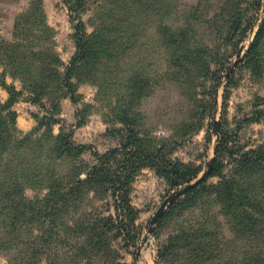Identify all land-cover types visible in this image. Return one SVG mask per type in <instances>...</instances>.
Listing matches in <instances>:
<instances>
[{
	"label": "rangeland",
	"instance_id": "374dc122",
	"mask_svg": "<svg viewBox=\"0 0 264 264\" xmlns=\"http://www.w3.org/2000/svg\"><path fill=\"white\" fill-rule=\"evenodd\" d=\"M76 1L69 10L64 0H41L42 13L31 11L27 32L17 35L13 24L0 36V45L23 47L0 46V86L8 93L3 80L22 92L11 107L14 121L5 118L7 132L36 144L18 146V161L0 173V264H156L158 249L183 223L158 224L169 205L203 181L217 184L222 177L210 176L215 160L227 177L241 155L264 145V31L250 49L264 0ZM234 18L238 30H230ZM74 21L83 23L88 45L68 72L77 51ZM129 129L138 135L136 154L161 148L159 166L140 164L126 183L122 199L137 209L134 222L100 236L103 216L115 217L114 198L106 183L85 178L98 162L95 153L121 147ZM171 161L198 168L197 176L172 185L161 168ZM205 173L168 202L149 233L160 204ZM6 198L19 201L17 211L3 207ZM188 209L186 218L212 216L224 249L231 230L219 206ZM95 238L98 250L89 243ZM158 263L181 264L164 257Z\"/></svg>",
	"mask_w": 264,
	"mask_h": 264
},
{
	"label": "trees",
	"instance_id": "16d2710c",
	"mask_svg": "<svg viewBox=\"0 0 264 264\" xmlns=\"http://www.w3.org/2000/svg\"><path fill=\"white\" fill-rule=\"evenodd\" d=\"M64 2L68 5L69 10H73L71 0H64ZM75 3L76 7H81L84 0H77ZM40 4L41 0H32L26 11L22 12L19 18L15 20L14 29L17 35L28 31L27 26L29 24L26 22V19L29 15L32 16L31 11L35 9L37 12L40 11V14L42 13ZM238 20L239 18L232 20L230 30H238L240 27V21ZM74 27L77 37V51L66 68L68 72L77 62L85 58L84 45H88V41L85 39L87 35L84 33L83 23L75 22ZM263 31L264 20L259 25L250 43V49L252 46L260 44ZM0 46L1 48L3 46L7 52L9 50L12 51V47L16 51L19 49V52L23 50L21 43ZM67 84L68 81L65 80V85ZM1 85L8 90L9 97L4 102L0 101V173L7 169L6 165L10 160L15 159V161H18L19 155L16 152L18 146L25 144H27L26 146L36 145L32 139L24 136L17 137V132L14 135L15 137L7 132L5 118L10 117L14 121L15 112L11 107L22 92L13 85H9L8 87L3 80L1 81ZM70 96L74 100V96ZM259 102L258 104H261V102H264V99H261ZM255 113H260V110L257 109ZM124 117L126 118V115ZM251 119L252 117H247L245 120L249 121ZM137 136L133 129H129L126 141L123 142L121 147L112 148L104 153H95L98 162L92 166L85 178L106 183V189L109 190V194L114 198L115 205L113 206V210L115 217L110 215L103 216L101 226L103 225L104 229L100 231V236L108 234L114 227L119 230H121V227L124 229L127 219L130 220V223L134 222L137 209L127 202L125 204L122 199V197H127L126 192L128 189L125 187L126 183L131 174L141 167L140 164L148 161L159 166V163L154 161V157L158 156L161 148L151 150L149 152L150 156H152L151 158L147 153L138 155L135 152L137 148L135 146L138 144ZM64 141L68 147L78 151L86 148V145L73 144L69 139H64ZM12 142L13 144H11ZM10 145L15 148L13 150L9 149ZM119 154H122L123 158L119 161L118 168H111L110 162L116 160ZM167 165L168 167L161 168L172 185H178L191 180L197 176L199 171L198 168H194L191 165L174 161L168 162ZM220 165V161L215 160L210 171V176L222 177L217 184H208L206 181L198 184L183 194L182 197L173 201L159 220V225L161 222L164 225L169 219L173 220V224L177 219L183 223L177 229L174 228L175 230L172 231L166 242L158 249L155 259L156 264H159L160 257L162 259L164 257L166 262L172 259H179L181 264H264V145L241 155L230 176L225 177L222 175L219 170ZM5 179V177L1 178L3 182ZM16 182L10 183L12 186L8 187L9 192L18 188V186H14L17 184ZM206 205L210 207L219 206L225 222L229 225L231 235L226 239L224 249L219 248L223 245L213 236L215 229L218 227L213 226L210 222L212 216L196 215L186 218L182 215L189 210V207H205ZM18 206L19 201L17 199L10 200L9 198H6L3 205V207L10 209V211H17ZM203 210L205 211V209ZM13 216V214L11 217L5 214L7 219L13 218ZM15 222L16 218L14 222L10 223ZM107 224L109 226L105 227L104 225ZM137 238L135 234L130 240L134 242ZM97 240L98 238H95L93 242L92 239L89 242L92 243L95 250H98L99 246L96 245L98 243ZM226 253L228 255L221 263L210 261V259L222 256V254L225 256ZM167 258L169 259L167 260ZM87 264H91V262Z\"/></svg>",
	"mask_w": 264,
	"mask_h": 264
},
{
	"label": "crops",
	"instance_id": "0c3cea01",
	"mask_svg": "<svg viewBox=\"0 0 264 264\" xmlns=\"http://www.w3.org/2000/svg\"><path fill=\"white\" fill-rule=\"evenodd\" d=\"M29 0H0V36L6 35L14 24L15 16L21 12ZM8 97L7 91L0 86V101Z\"/></svg>",
	"mask_w": 264,
	"mask_h": 264
},
{
	"label": "water",
	"instance_id": "95a60500",
	"mask_svg": "<svg viewBox=\"0 0 264 264\" xmlns=\"http://www.w3.org/2000/svg\"><path fill=\"white\" fill-rule=\"evenodd\" d=\"M206 176V173L203 174L201 177H199L197 180L193 181L192 183L182 187L181 189H179L178 191L174 192L172 195H170L168 198H166L161 204L160 206L157 208V210L155 211L154 215L151 218V226L149 227L148 231L149 233L153 232V225L155 224L156 220L158 219V217L160 216V214L162 213V211L164 210V208L166 207V205L168 204V202L173 199L174 197L178 196L179 194L193 188L197 183H199L204 177Z\"/></svg>",
	"mask_w": 264,
	"mask_h": 264
}]
</instances>
